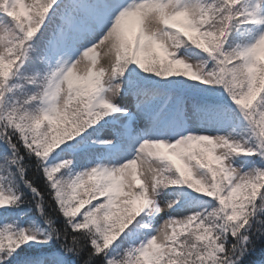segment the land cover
Instances as JSON below:
<instances>
[{
    "label": "snow or ice",
    "instance_id": "obj_1",
    "mask_svg": "<svg viewBox=\"0 0 264 264\" xmlns=\"http://www.w3.org/2000/svg\"><path fill=\"white\" fill-rule=\"evenodd\" d=\"M258 242L264 0H0V264Z\"/></svg>",
    "mask_w": 264,
    "mask_h": 264
},
{
    "label": "trees",
    "instance_id": "obj_2",
    "mask_svg": "<svg viewBox=\"0 0 264 264\" xmlns=\"http://www.w3.org/2000/svg\"><path fill=\"white\" fill-rule=\"evenodd\" d=\"M250 264H264V242H258L256 251L250 257Z\"/></svg>",
    "mask_w": 264,
    "mask_h": 264
},
{
    "label": "rangeland",
    "instance_id": "obj_3",
    "mask_svg": "<svg viewBox=\"0 0 264 264\" xmlns=\"http://www.w3.org/2000/svg\"><path fill=\"white\" fill-rule=\"evenodd\" d=\"M83 67V66H82Z\"/></svg>",
    "mask_w": 264,
    "mask_h": 264
}]
</instances>
